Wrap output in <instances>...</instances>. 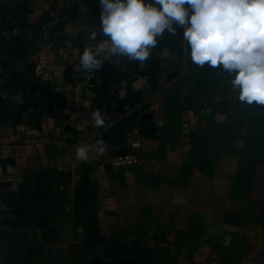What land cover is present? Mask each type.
<instances>
[{"label":"crops","instance_id":"1","mask_svg":"<svg viewBox=\"0 0 264 264\" xmlns=\"http://www.w3.org/2000/svg\"><path fill=\"white\" fill-rule=\"evenodd\" d=\"M61 6L0 1V264H264V105L196 65L178 28L143 63L101 54L117 67L77 107L80 56L109 38L98 0ZM129 147L140 167L96 169Z\"/></svg>","mask_w":264,"mask_h":264},{"label":"clouds","instance_id":"2","mask_svg":"<svg viewBox=\"0 0 264 264\" xmlns=\"http://www.w3.org/2000/svg\"><path fill=\"white\" fill-rule=\"evenodd\" d=\"M100 32L109 39L93 50L85 47L80 64L87 72L99 69L101 54L126 56L145 62L157 37L175 36L184 29L190 58L198 66L221 64L240 102L264 105V0H98ZM96 32L90 39L95 40ZM95 127L105 125L99 109L91 113ZM98 139L75 148L76 160L88 162L90 153L104 154Z\"/></svg>","mask_w":264,"mask_h":264},{"label":"built area","instance_id":"3","mask_svg":"<svg viewBox=\"0 0 264 264\" xmlns=\"http://www.w3.org/2000/svg\"><path fill=\"white\" fill-rule=\"evenodd\" d=\"M61 1L62 0H49L51 6L56 10V14L60 18H62L64 14ZM101 86L102 77L99 69H94L91 72L82 69L76 81L68 89L66 96L69 100L74 102L75 106L82 107L86 104L88 97H97L100 93ZM141 164V155L134 147H129L125 152L111 153L99 159L96 169L100 171H105L108 168L112 170H121L126 168H138Z\"/></svg>","mask_w":264,"mask_h":264},{"label":"water","instance_id":"4","mask_svg":"<svg viewBox=\"0 0 264 264\" xmlns=\"http://www.w3.org/2000/svg\"><path fill=\"white\" fill-rule=\"evenodd\" d=\"M116 64L112 61H106L101 66V75L103 77V84H102V90L105 88L107 82H108V76H109V70L111 68H116Z\"/></svg>","mask_w":264,"mask_h":264}]
</instances>
